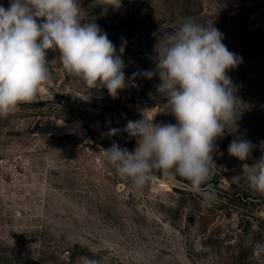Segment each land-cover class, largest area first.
<instances>
[{
    "label": "rangeland",
    "instance_id": "obj_1",
    "mask_svg": "<svg viewBox=\"0 0 264 264\" xmlns=\"http://www.w3.org/2000/svg\"><path fill=\"white\" fill-rule=\"evenodd\" d=\"M0 4L7 8L9 0ZM91 4L82 0V19L95 18L118 54L121 38L127 41L129 86L116 98L107 88L90 89L62 67L58 50H47V82L32 102L0 117V155L19 164L0 194V264H264V194L245 176L233 179L262 155L264 0H122L103 15ZM184 18L213 24L243 57L228 72L240 100L238 121L215 141L216 166L203 185L217 193L210 205L178 174L153 171L145 186L134 187L103 150L115 141L133 151L137 140L123 129L144 110L153 123H176L156 92L158 75L131 81L133 73L155 68L153 33L172 32ZM109 128L121 132L108 136ZM237 138L255 145L244 161L228 154Z\"/></svg>",
    "mask_w": 264,
    "mask_h": 264
},
{
    "label": "clouds",
    "instance_id": "obj_2",
    "mask_svg": "<svg viewBox=\"0 0 264 264\" xmlns=\"http://www.w3.org/2000/svg\"><path fill=\"white\" fill-rule=\"evenodd\" d=\"M82 0H9L0 4V117H6L20 103H30L41 84L49 79L47 50H58L62 67L71 76L82 79L90 89L107 88L113 98L129 86L122 58L125 38L117 53L116 45L95 23V18L82 19ZM102 6L101 15L111 7L119 10L122 0H92L91 7ZM38 18H41L38 20ZM154 45L155 68L132 74L148 79L159 76L156 92L167 100L176 123H153L142 112L137 120H128L123 131L136 138L133 151L115 141L103 149L117 174L142 188L154 170L190 181V190L201 196L202 205L217 198L207 182L216 166L215 141L237 128L236 86L228 75L243 62V57L223 43L224 33L184 18L178 29L168 32L161 27ZM73 97L82 96L77 91ZM121 129L109 128L108 136ZM255 145L247 139H233L228 154L241 161L250 157ZM262 155L251 165H243V174L233 176L238 182L245 176L253 191L264 194V140ZM222 154V153H221ZM84 264H95L85 259Z\"/></svg>",
    "mask_w": 264,
    "mask_h": 264
},
{
    "label": "built area",
    "instance_id": "obj_3",
    "mask_svg": "<svg viewBox=\"0 0 264 264\" xmlns=\"http://www.w3.org/2000/svg\"><path fill=\"white\" fill-rule=\"evenodd\" d=\"M19 164L16 159L7 155H0V194L6 189L10 179L16 176Z\"/></svg>",
    "mask_w": 264,
    "mask_h": 264
},
{
    "label": "trees",
    "instance_id": "obj_4",
    "mask_svg": "<svg viewBox=\"0 0 264 264\" xmlns=\"http://www.w3.org/2000/svg\"><path fill=\"white\" fill-rule=\"evenodd\" d=\"M154 171H157V170H154ZM178 177H179L180 179H182V177H181V176H179V175H178Z\"/></svg>",
    "mask_w": 264,
    "mask_h": 264
}]
</instances>
